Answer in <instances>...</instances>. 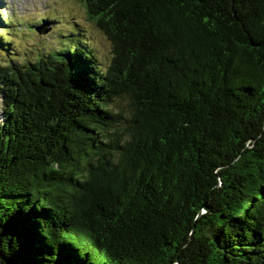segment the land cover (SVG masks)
I'll list each match as a JSON object with an SVG mask.
<instances>
[{
    "label": "trees",
    "instance_id": "trees-1",
    "mask_svg": "<svg viewBox=\"0 0 264 264\" xmlns=\"http://www.w3.org/2000/svg\"><path fill=\"white\" fill-rule=\"evenodd\" d=\"M80 1L0 33V264H264V0Z\"/></svg>",
    "mask_w": 264,
    "mask_h": 264
},
{
    "label": "rangeland",
    "instance_id": "rangeland-1",
    "mask_svg": "<svg viewBox=\"0 0 264 264\" xmlns=\"http://www.w3.org/2000/svg\"><path fill=\"white\" fill-rule=\"evenodd\" d=\"M0 9L9 25L4 28L0 24V33L20 50V58L23 51L30 59L35 53H47L76 40V33L70 30L73 23L87 37L99 60L107 62L110 56L109 42L87 18L80 0H0Z\"/></svg>",
    "mask_w": 264,
    "mask_h": 264
},
{
    "label": "water",
    "instance_id": "water-1",
    "mask_svg": "<svg viewBox=\"0 0 264 264\" xmlns=\"http://www.w3.org/2000/svg\"><path fill=\"white\" fill-rule=\"evenodd\" d=\"M36 30H39L38 28H36ZM178 264V263H177Z\"/></svg>",
    "mask_w": 264,
    "mask_h": 264
}]
</instances>
